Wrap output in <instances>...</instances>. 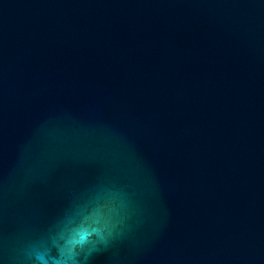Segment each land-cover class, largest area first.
I'll list each match as a JSON object with an SVG mask.
<instances>
[{
    "label": "water",
    "instance_id": "95a60500",
    "mask_svg": "<svg viewBox=\"0 0 264 264\" xmlns=\"http://www.w3.org/2000/svg\"><path fill=\"white\" fill-rule=\"evenodd\" d=\"M0 264H264V0H0Z\"/></svg>",
    "mask_w": 264,
    "mask_h": 264
},
{
    "label": "clouds",
    "instance_id": "9594fccd",
    "mask_svg": "<svg viewBox=\"0 0 264 264\" xmlns=\"http://www.w3.org/2000/svg\"><path fill=\"white\" fill-rule=\"evenodd\" d=\"M84 240V236L82 235L81 237H80V241L79 242H82Z\"/></svg>",
    "mask_w": 264,
    "mask_h": 264
}]
</instances>
